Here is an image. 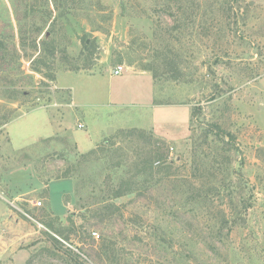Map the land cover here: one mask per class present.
I'll list each match as a JSON object with an SVG mask.
<instances>
[{
  "label": "rangeland",
  "instance_id": "374dc122",
  "mask_svg": "<svg viewBox=\"0 0 264 264\" xmlns=\"http://www.w3.org/2000/svg\"><path fill=\"white\" fill-rule=\"evenodd\" d=\"M0 264H264V0H0Z\"/></svg>",
  "mask_w": 264,
  "mask_h": 264
},
{
  "label": "crops",
  "instance_id": "0c3cea01",
  "mask_svg": "<svg viewBox=\"0 0 264 264\" xmlns=\"http://www.w3.org/2000/svg\"><path fill=\"white\" fill-rule=\"evenodd\" d=\"M114 75V74H113ZM138 75H141V76H147V75H150L148 72H140V73H138ZM153 85H154V80H153ZM53 138V137H52ZM74 142H76V145H77V147H78V150L80 151V152H84V151H82V149H80V147H79V144H78V141H76V140H74ZM99 141L97 140L96 142H95V145L93 146V148L96 146V144L98 143ZM92 148V149H93ZM85 153V152H84ZM62 179H64V178H66V177H61ZM5 179V181L10 185V186H12V184H13V182L14 181H12V177H11V174L7 177V178H4ZM52 180V179H51Z\"/></svg>",
  "mask_w": 264,
  "mask_h": 264
},
{
  "label": "built area",
  "instance_id": "2783aa9c",
  "mask_svg": "<svg viewBox=\"0 0 264 264\" xmlns=\"http://www.w3.org/2000/svg\"><path fill=\"white\" fill-rule=\"evenodd\" d=\"M122 71H123V67L120 66V67H118L117 69H115V70L113 71V74H114V75H120V74H122ZM79 127L84 128L85 125H84V124H79ZM34 205H35V206H41V205H42V201L34 202Z\"/></svg>",
  "mask_w": 264,
  "mask_h": 264
},
{
  "label": "trees",
  "instance_id": "16d2710c",
  "mask_svg": "<svg viewBox=\"0 0 264 264\" xmlns=\"http://www.w3.org/2000/svg\"><path fill=\"white\" fill-rule=\"evenodd\" d=\"M228 134V133H227ZM170 167H172L171 165H168V168H170ZM59 177H62V176H59ZM63 177H66V176H63ZM123 185H122V183H121V185H119V187L121 188ZM132 191L133 190H122V189H120V190H118L117 191V194H116V196H121V195H124V194H128V193H132ZM104 249V248H103ZM102 249V250H103ZM106 252V250H104V253Z\"/></svg>",
  "mask_w": 264,
  "mask_h": 264
}]
</instances>
